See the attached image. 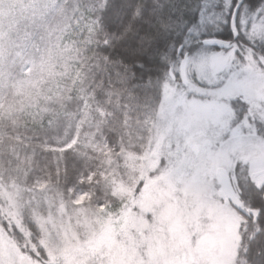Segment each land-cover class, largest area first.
Wrapping results in <instances>:
<instances>
[{
	"label": "rangeland",
	"instance_id": "1",
	"mask_svg": "<svg viewBox=\"0 0 264 264\" xmlns=\"http://www.w3.org/2000/svg\"><path fill=\"white\" fill-rule=\"evenodd\" d=\"M45 1L0 0V77L7 76L10 63L20 61L19 92L46 77L51 32L52 69L60 56L54 45L57 24L45 29ZM230 3L200 2L190 36L197 45L190 55L170 61V75L149 120L147 145L141 154L122 152V175L111 151L82 130L91 123L85 97L76 133L88 135L84 142L96 150L105 181L122 199L116 209L93 208L83 192L51 194L41 184L27 187L0 179V213L35 250L21 214L23 199L32 203L45 251L42 261L32 257L0 225V264H243L236 256L246 218L222 200L217 171L224 168L235 187L241 169L254 182L259 176L264 181V172L259 173L264 170V137L258 132L264 129V55L256 50L264 44V3L253 9L241 6L235 18L249 44L221 49L200 44L206 23L227 21ZM38 23L40 32H34ZM216 31H209L211 37ZM234 99L244 110L239 120Z\"/></svg>",
	"mask_w": 264,
	"mask_h": 264
},
{
	"label": "trees",
	"instance_id": "2",
	"mask_svg": "<svg viewBox=\"0 0 264 264\" xmlns=\"http://www.w3.org/2000/svg\"><path fill=\"white\" fill-rule=\"evenodd\" d=\"M201 1L46 0L45 29L57 24L54 45L60 56H55L52 69L51 32L44 80L25 92L15 89L22 73L20 61L6 67V77L1 74L0 179L27 187L41 184L51 194L83 192L93 208L116 209L122 199L112 193L111 182L105 181L96 150L84 142L88 135L76 133L84 99H90L91 123L82 130L92 132L96 145L111 151L122 175V152L141 154L147 145L149 120L156 113L163 80L170 75V61L190 55L197 45L190 36ZM262 3L231 0L227 21L206 23L207 32L198 35V42L202 44L211 37L209 31L216 29L214 37L228 40V46L249 44L238 30L232 35L230 15L235 6L237 18L241 6L253 9ZM40 27L41 23L35 25L34 32H40ZM256 50L264 55V44ZM231 105L238 109L236 120L241 119L240 100H231ZM258 132L264 137V129ZM240 172L238 184H233L235 193L244 208L254 211L255 221L250 216L241 223L236 258L243 264H264V181L257 185L245 169ZM21 214L35 250L26 247L25 236L1 213L0 225L22 251L42 261V233L27 199H23Z\"/></svg>",
	"mask_w": 264,
	"mask_h": 264
},
{
	"label": "water",
	"instance_id": "3",
	"mask_svg": "<svg viewBox=\"0 0 264 264\" xmlns=\"http://www.w3.org/2000/svg\"><path fill=\"white\" fill-rule=\"evenodd\" d=\"M236 9L237 6H235L231 12L230 15V27L232 30V35L235 37L237 34V29L235 25V15H236ZM203 43L205 44H217L220 46H226L229 44V41L226 39H221V38H216V37H209V38H204L202 40ZM170 73V70H168ZM181 79L184 80V75L183 72H180ZM264 170H260L259 173H263ZM219 182L221 184V195L223 197V200L225 203H230L234 208L240 209V201L238 197L236 196L232 183L230 181V178L225 171L224 168H219L217 171Z\"/></svg>",
	"mask_w": 264,
	"mask_h": 264
},
{
	"label": "flooded vegetation",
	"instance_id": "4",
	"mask_svg": "<svg viewBox=\"0 0 264 264\" xmlns=\"http://www.w3.org/2000/svg\"><path fill=\"white\" fill-rule=\"evenodd\" d=\"M180 71H181V69H180ZM175 75H172V77L173 78H175L174 77ZM254 175H256V172H254L253 173ZM257 177V176H256ZM263 181H262V179H261V177L259 176V177H257L256 178V183H257V185H261V183H262ZM222 196V195H221ZM238 197V196H237ZM239 199V198H238ZM222 200H223V198H222ZM224 201V200H223ZM240 201V200H239ZM225 203V202H224ZM228 204V203H227ZM230 204V203H229ZM236 211L238 212V213H240L241 215H243V216H245V218L247 219V218H249L250 216L252 217V219H253V221H255V216H254V211L252 210V209H246V208H244L243 206H242V204H241V201H240V209H236Z\"/></svg>",
	"mask_w": 264,
	"mask_h": 264
}]
</instances>
